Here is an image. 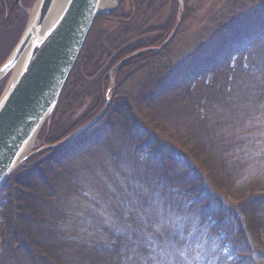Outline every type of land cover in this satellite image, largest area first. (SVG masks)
<instances>
[{
  "label": "trees",
  "instance_id": "16d2710c",
  "mask_svg": "<svg viewBox=\"0 0 264 264\" xmlns=\"http://www.w3.org/2000/svg\"><path fill=\"white\" fill-rule=\"evenodd\" d=\"M18 2L0 0V66L27 24ZM183 2L121 0L97 17L37 152L0 188V264H169L170 253L175 264L227 263L193 252L185 233L153 240L134 204L119 224L98 204L77 217L74 200L88 198L75 162L112 139L141 163L140 184L165 215H196L231 262L264 264V0H223L177 50L196 13ZM178 17L169 46L128 60L111 88L115 64L161 45Z\"/></svg>",
  "mask_w": 264,
  "mask_h": 264
},
{
  "label": "water",
  "instance_id": "95a60500",
  "mask_svg": "<svg viewBox=\"0 0 264 264\" xmlns=\"http://www.w3.org/2000/svg\"><path fill=\"white\" fill-rule=\"evenodd\" d=\"M102 2L66 0L59 6L58 0H38L34 17H29L20 40L0 66L1 82L25 54L17 77L10 80L0 97V188L22 164L31 143L54 113L97 17L117 9H105ZM120 2L117 0V6ZM179 9H183L182 0ZM180 22L178 17L173 31L160 46L135 52L117 62L109 72L111 88L114 74L128 60L140 52L167 47ZM109 105L110 101L91 123Z\"/></svg>",
  "mask_w": 264,
  "mask_h": 264
},
{
  "label": "rangeland",
  "instance_id": "374dc122",
  "mask_svg": "<svg viewBox=\"0 0 264 264\" xmlns=\"http://www.w3.org/2000/svg\"><path fill=\"white\" fill-rule=\"evenodd\" d=\"M37 1L38 0H34L32 2H28V4H24L22 0H19V6L21 9H24L28 14V20L31 16V12L36 6ZM104 2H107L108 4L112 5L110 8L104 7L108 10H113L116 7L118 8L120 5L119 4L117 6V0H104ZM222 2L223 0H189V7L196 8V13L194 17H192V19L188 21V29L182 36V39H179V42L176 43L177 50L183 48L185 43L192 37V34H194V31L198 27L202 26V24L206 21V17L208 16V14L211 11L217 9ZM182 3H184L183 0ZM25 28L19 35L17 43L20 40ZM17 43L15 44V46L17 45ZM15 46L7 54L2 64H4L5 61L9 58ZM13 74L14 73L11 72L5 77L4 80L0 82V86L3 87L1 95L3 94L6 86L12 79ZM114 77L115 76H113V82ZM90 101L91 99H85L83 104H85L84 106L86 108H88V105L91 103ZM79 113H77L76 117L79 116ZM120 140L121 139H112V141H109L107 145H102L98 148L89 151L88 154H86L84 157L75 162V168L78 178L83 182L85 192L87 193L86 197L88 198V200H82V198L77 197L74 200L73 209L77 217L84 218L87 215H92L98 212L97 208H93L94 204H98V206H106L108 210L114 211V213L112 214H106L103 216L106 217V222H115L116 224H119L115 221V218L113 216H115V214L120 215V213L125 210L126 206L134 204V210H136L138 213L137 219L141 221L139 224L142 225L145 232L153 240H156V238L161 237H170L175 232L179 234L185 233L189 239H197V242L191 245V250L193 252H211V254L221 253L227 261L226 264H234L229 258L227 249L220 245L218 242L211 240L212 238L210 236H207L209 233L207 230L206 232L200 226V219L198 216H180L172 211L166 213L168 215H165L163 213V206H161L163 200H154L152 195L148 194L149 190L145 188L142 184H140L139 178L141 177L140 172L143 171V166L137 161L136 158L131 159L129 157V153L124 148V142ZM39 145L40 142H38L36 137L32 147L30 148L29 152H27L26 158L23 160L21 165H23L27 160H29L32 154L37 152ZM57 145L59 144H55L53 146ZM142 188L145 189L143 190ZM140 192L141 194L143 192L142 195L144 198H146L147 204H145V208L141 207L139 209H136V206H140L139 203L141 204V199L138 198V194H140ZM174 200L177 201L178 199L174 196ZM170 210L175 211L176 209L171 208ZM99 214L101 213L99 212ZM119 222L125 223V221L121 220ZM1 223L2 217H0V225ZM118 227H120V225ZM200 229L203 233L200 232ZM174 255L175 254L170 253L168 255V259H166V263L175 264L176 258ZM181 264H191V261L187 260L186 262Z\"/></svg>",
  "mask_w": 264,
  "mask_h": 264
},
{
  "label": "bare ground",
  "instance_id": "6f19581e",
  "mask_svg": "<svg viewBox=\"0 0 264 264\" xmlns=\"http://www.w3.org/2000/svg\"><path fill=\"white\" fill-rule=\"evenodd\" d=\"M65 1L66 0H58V5L60 6V5L64 4ZM102 6L103 7L110 8L112 5L111 4H108L107 2L106 3L105 2H102ZM36 10H37V6L31 12V16H30L31 18L34 17V15L36 13ZM24 58H25V54L21 57V59L19 60V62L17 63V65L13 68L12 72L14 73V75H13V78H12L11 81H13L17 77V75H18V73H19V71L21 69V66H22V64L24 62ZM33 143H34V141L31 143V145H30L29 149L27 150V152H29V150L32 147Z\"/></svg>",
  "mask_w": 264,
  "mask_h": 264
},
{
  "label": "flooded vegetation",
  "instance_id": "af4514ba",
  "mask_svg": "<svg viewBox=\"0 0 264 264\" xmlns=\"http://www.w3.org/2000/svg\"><path fill=\"white\" fill-rule=\"evenodd\" d=\"M21 1V0H20ZM23 1V0H22ZM18 4H19V2H18Z\"/></svg>",
  "mask_w": 264,
  "mask_h": 264
},
{
  "label": "snow or ice",
  "instance_id": "6c2138e0",
  "mask_svg": "<svg viewBox=\"0 0 264 264\" xmlns=\"http://www.w3.org/2000/svg\"><path fill=\"white\" fill-rule=\"evenodd\" d=\"M117 231H119V229H117Z\"/></svg>",
  "mask_w": 264,
  "mask_h": 264
}]
</instances>
